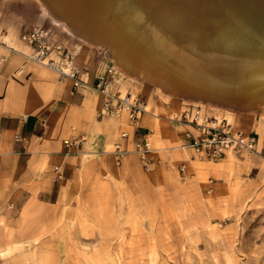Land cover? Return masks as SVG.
<instances>
[{
	"label": "rangeland",
	"instance_id": "obj_1",
	"mask_svg": "<svg viewBox=\"0 0 264 264\" xmlns=\"http://www.w3.org/2000/svg\"><path fill=\"white\" fill-rule=\"evenodd\" d=\"M32 2L44 12L51 8L45 14L72 29L75 49L82 45L111 60L131 88L148 87L166 103L203 104L234 125L264 136V106L256 94L236 107L198 100L193 94L173 95L161 83L146 81L142 73L121 70L108 46L95 45L88 32L50 0ZM38 24L50 26L39 20L31 27ZM179 115L168 119L182 125L174 120ZM153 144L157 160L151 170L134 162L125 171L98 174L90 182L82 178L49 202L27 194L0 199V264H264V159L231 157L225 166L212 169L209 163L224 158H191L182 143L162 149ZM174 149L184 150L192 163L188 171L185 166V174L164 166L168 160L160 151ZM131 150L127 153H134ZM57 168L54 179L60 181L63 172Z\"/></svg>",
	"mask_w": 264,
	"mask_h": 264
},
{
	"label": "crops",
	"instance_id": "obj_2",
	"mask_svg": "<svg viewBox=\"0 0 264 264\" xmlns=\"http://www.w3.org/2000/svg\"><path fill=\"white\" fill-rule=\"evenodd\" d=\"M32 1L0 0V199L27 194L29 199L49 202L53 195L57 200L67 185L82 178L90 182L98 174L107 176L125 171L134 162L143 170L135 153L114 156L111 151L115 142L127 150L133 148L135 126L125 116L97 115L101 98L92 83L111 60L82 45L75 49L78 45L75 35L60 27ZM39 20L49 22L50 44H62L73 50L83 75V83L77 90L72 91L68 81H58L49 69L25 60L24 54L31 48L22 35ZM117 80V89L130 90L146 100L149 111L141 117L139 126L141 131L150 133L154 146L162 149L188 142L185 133L193 128L171 122L168 116L180 114L189 105L166 103L148 87L131 88L121 73ZM122 131H128L129 137L122 139ZM15 136L23 140H16ZM71 136H82L84 141L67 152L63 141ZM160 152L168 160L167 165L163 164L167 169L178 172V164L185 162L188 171L192 165L186 161L184 150ZM231 157L241 156L229 152L222 161L209 165L218 169ZM57 167L63 172L60 181L54 179Z\"/></svg>",
	"mask_w": 264,
	"mask_h": 264
},
{
	"label": "bare ground",
	"instance_id": "obj_3",
	"mask_svg": "<svg viewBox=\"0 0 264 264\" xmlns=\"http://www.w3.org/2000/svg\"><path fill=\"white\" fill-rule=\"evenodd\" d=\"M50 2L128 74L230 107L254 93L264 106V19L248 10L264 0Z\"/></svg>",
	"mask_w": 264,
	"mask_h": 264
},
{
	"label": "built area",
	"instance_id": "obj_4",
	"mask_svg": "<svg viewBox=\"0 0 264 264\" xmlns=\"http://www.w3.org/2000/svg\"><path fill=\"white\" fill-rule=\"evenodd\" d=\"M50 30L43 25L32 26L22 35V39L31 48L24 54L25 60L41 65L52 71L58 81H68L72 91L77 90L83 83L82 70L75 60L74 52L62 44H50ZM21 73V71L19 70ZM120 72L114 64H109L104 72L95 76L92 88L98 92L101 101L98 116L119 118L125 116L128 122L135 126L133 132L134 142L131 152L140 159L146 170H151L156 163L154 148L151 143L150 133L141 131L139 121L149 111L146 100L130 90L117 89V79ZM205 105L200 103L190 104L174 120L187 124L193 131H187L188 142L180 144L181 149L189 150L190 157L218 161L227 153L240 156H259L264 159V137L259 138L256 133L234 125L225 117H216L209 112ZM128 131H122L120 137H129ZM16 140H23L15 136ZM84 141L82 136H71L63 141V145L70 152L78 148ZM113 153L122 155L129 152L121 143L115 142ZM119 164V160L116 159ZM185 164H180L178 170L185 174ZM56 178L61 177L60 169L55 170Z\"/></svg>",
	"mask_w": 264,
	"mask_h": 264
},
{
	"label": "water",
	"instance_id": "obj_5",
	"mask_svg": "<svg viewBox=\"0 0 264 264\" xmlns=\"http://www.w3.org/2000/svg\"><path fill=\"white\" fill-rule=\"evenodd\" d=\"M255 4H259V3H257V2H255ZM253 8V7H252ZM252 8H248V10L250 11V14L251 13H254V14H257V17H258V20H260L259 18L261 17L262 19H264V16H263V14H264V12H262L263 10H254V9H252ZM252 11H254V12H252ZM259 15V16H258Z\"/></svg>",
	"mask_w": 264,
	"mask_h": 264
}]
</instances>
